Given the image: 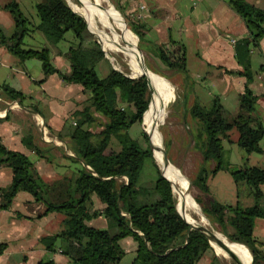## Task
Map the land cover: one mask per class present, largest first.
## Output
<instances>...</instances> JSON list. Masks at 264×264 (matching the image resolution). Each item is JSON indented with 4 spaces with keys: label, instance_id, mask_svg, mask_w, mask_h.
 Segmentation results:
<instances>
[{
    "label": "trees",
    "instance_id": "16d2710c",
    "mask_svg": "<svg viewBox=\"0 0 264 264\" xmlns=\"http://www.w3.org/2000/svg\"><path fill=\"white\" fill-rule=\"evenodd\" d=\"M229 2L249 28L247 36L235 40V54L241 65L239 72L245 76L244 89L238 94L235 114L228 112L217 95L208 102L194 100L188 107V113L196 120L191 131L193 146L201 156L190 183L200 191L194 198L210 220L219 226L216 229L228 239L245 244L254 264H264V251L259 249V241L253 235L255 218L264 217L262 205L242 207L237 200L235 203L221 202L211 195L207 184L210 175L224 169L231 173L237 185L240 181L247 184L255 202L263 198L264 168L256 164L232 163L223 139L230 140L228 131L236 129L235 142L248 152L259 145L264 135L262 123L251 113L256 94L249 86L256 74L251 68V46L257 45L264 35V8L247 0ZM115 7L127 14L125 3H117ZM0 8L10 13L13 21L9 33L0 23V44L21 59L39 58L43 71L40 81L56 72L65 81L80 83L86 93L83 105L75 109L57 131L60 138L66 135L74 155L83 162L78 174L74 178L63 176L44 180L25 153L0 141V165L12 170L9 184L0 186V207L8 208L16 192L26 190L33 201L43 204L37 216L52 210L62 212L64 218L59 230L41 240L48 249H53L59 241L62 252L73 264H119L125 251L118 240L127 234L137 240L131 264H195L205 252L209 253V264H224L203 231L192 228L187 232L190 223L177 206L172 183L161 175L152 156L150 134L156 147L155 133L160 125L154 124L157 122L153 98L145 75L130 76L115 68L102 45L88 30L83 16L66 0H33L30 12H25L19 0H0ZM129 26L140 37L136 21H129ZM36 30L44 33L47 43L35 46L26 41L25 38L34 36ZM134 38L135 35L130 39ZM62 43L65 50L59 53L68 60V72L54 64L50 53L52 46L62 47ZM155 55L167 67L186 72L184 52L180 49L158 45ZM258 72H263L264 80L263 65ZM0 92L9 99L20 101L22 97L21 90L5 82H0ZM135 122H142L145 130L140 129L142 141L128 131ZM23 140L29 148L39 152L32 137H23ZM144 157L152 161L156 170L150 186L140 181ZM157 159L168 176L166 163L161 157ZM236 192L238 196L239 189ZM92 193L104 202L101 210L93 207ZM99 213L107 219L106 227L86 223ZM240 250L244 253L243 248ZM245 262H248L246 258ZM38 264L56 263L49 258Z\"/></svg>",
    "mask_w": 264,
    "mask_h": 264
},
{
    "label": "crops",
    "instance_id": "0c3cea01",
    "mask_svg": "<svg viewBox=\"0 0 264 264\" xmlns=\"http://www.w3.org/2000/svg\"><path fill=\"white\" fill-rule=\"evenodd\" d=\"M138 1L146 2L151 9L149 12L143 11L138 21L142 35L152 46L154 55L160 44L173 48L174 39L184 41L186 44V72L170 68L172 74H175L180 89L177 90L175 99L179 101L177 107L179 122L176 124L175 142L184 143L182 150L186 153L185 158L193 155L201 162L200 153L194 148L191 136L196 120L188 113V107L194 100L208 102L217 95L230 114L238 111V94L244 89L245 76L239 72L241 65L235 54V40L247 36L249 28L229 0ZM247 1L264 8V0ZM124 3L126 11L133 13L134 10L131 9V4L128 5V0H124ZM2 11L3 9L0 8V22L3 21ZM165 14L176 15L174 22L171 23V20L166 21L157 16ZM3 16L6 20L3 22L6 25L11 24L5 15ZM28 37L38 43L47 42L44 35L38 32ZM130 37H134L132 32ZM61 46L50 48L51 57L54 64L65 71L69 63L67 64L68 60L59 53L60 50H65L63 43ZM250 56L251 68L256 72L249 82L250 88L256 94L251 113L264 128V80L263 72H258L260 65L264 66V35L259 38L257 45L251 46ZM26 59L19 58L0 44V81H11L13 76L17 89L18 87L24 89L25 77L29 75L24 67ZM40 75L37 79L32 78L35 90L32 92L29 90L32 96L28 103L9 99L0 92V102L2 101L0 141L11 149L25 153L33 161L44 180L51 181L63 176L74 178L83 162L74 155L66 135L60 138L57 131L62 128L65 119L70 118L71 113L83 105L86 93L83 92L80 83L65 81L56 72L48 74L42 81L39 79L43 76V71ZM228 134L230 140L223 139V145L228 149V158L232 163L256 164L264 168V135L255 149L243 155L235 142L238 137L237 130L233 128ZM23 137H32L39 147V152L29 148ZM212 163L210 161L209 164ZM224 171L220 169L210 175L207 182ZM223 176L224 179L216 181V189L211 188L210 191L209 188L213 197L226 203H235L237 200L242 207L261 204L264 209V197L258 203L255 202L246 183L240 181L237 185L231 173L228 176L223 173ZM11 178V168L0 165V186L9 184ZM237 189H239L238 196ZM261 189L264 194V183L261 184ZM90 199L94 208L101 210L104 207V202L96 194L92 193ZM42 208L43 204L33 201V196L26 190L17 191L8 208L0 207V220L5 222L9 229L5 232L9 239L7 246L0 251V264H38L49 258L56 264H73L72 259L62 252L59 241L53 249H48L41 240L43 236L57 232L64 218V214L56 210L37 216L36 213ZM86 223L96 227H106L107 219L99 213L87 219ZM253 235L259 241V249L264 251V217L255 218ZM118 241L125 251L119 264H131L136 255L137 240L127 234ZM209 262V253L205 252L195 264H209Z\"/></svg>",
    "mask_w": 264,
    "mask_h": 264
},
{
    "label": "rangeland",
    "instance_id": "374dc122",
    "mask_svg": "<svg viewBox=\"0 0 264 264\" xmlns=\"http://www.w3.org/2000/svg\"><path fill=\"white\" fill-rule=\"evenodd\" d=\"M19 1L24 6L25 12L26 11L27 12L32 11V1L33 0H19ZM66 1H67L68 5L73 10L80 13L83 17L85 16L87 18V20L89 22V26H88V23L86 21L88 30L99 41L100 45H102L101 47L104 48L103 51H104L106 57L109 59L110 63L115 68L123 71L124 73H126L130 76H136V75H132V74L139 73V72L134 70L133 66H131V64L128 62V60L125 58V56L121 52H115L114 53L111 50L106 49V47L103 45L101 40H99L100 38L98 36V32L96 29L97 26H96L94 20L92 19V17L86 13V7H87L86 0H66ZM117 3H124V0H103V7H104L105 14L107 15L108 19L111 21V24H112L114 30L121 37L132 42L136 47L139 48V50H141L142 55H143V61L145 62L146 66L148 67V69L151 72L153 71V72L161 75L160 73L154 71V70H158L159 72L163 73L164 75H161V76L165 77L170 82V84L172 85L173 96L170 99V101L168 102V100L170 98V88L168 85H166L163 82V79L161 77H159V76L156 77L158 79L161 87H162L161 96L163 95L162 96L163 103L165 104V106L167 104V107H166V115H165L162 123H160L161 121L156 119V117H155V121L157 123H154V124L160 125V127L157 128V130H156L155 140H156V138L158 139L160 136V144L157 143V141H156L157 144H156V147H154V144L152 143L151 136H150V138H149L150 139V145H151L152 149L153 148L156 149L155 150L156 152H158V150H159V157H161L164 160L169 171H170L169 168H171L172 166L168 163L167 159L165 158L164 147H165L167 156L169 157V160L182 170V172L186 178L187 190H188V192H190V195L193 198L194 205H195V209H193L192 207L189 208L190 212L196 217L198 215L200 218V221H202L203 223L206 222V219H208L207 224H209L215 228H218L219 226L216 223L212 222L210 220V218L202 211L201 205L199 203H196L197 201L195 200L194 196L196 194H199L200 191L194 186H190V187L188 186L189 180L194 175L196 168L198 166L197 164H198L200 159L198 157H194L193 155L192 156L188 155V157L185 158L184 155L186 153H185V151L182 150L184 143L175 142V139L177 138L176 133H175V131L177 129L176 124H177V122H179V120H178L179 114L177 113V107H178L179 101L178 100L175 101V99L177 96V90L180 91V89L177 86L176 77H175V74H172V70L169 67H167L165 64H163L161 62V60L156 55H154L152 46L146 40L145 36L142 35L143 32L140 29V25H139V21H138L142 15L143 11L146 10L145 12H149V11H151V9H149L146 2L142 3L138 0L137 1L136 0H128V5L130 6V4H131L130 7H131V9L134 10V12L132 13V12L128 11L127 14L125 15L123 12H121L119 9H117L115 7V4H117ZM140 4L142 6H140ZM3 15H5L6 19L11 24L6 25L3 22V21H6ZM157 16L164 18L166 21L171 20V23H173L174 17L176 15L165 14V15H157ZM85 17H84V19H85ZM1 19H3V21H1L0 23L3 25L4 31L6 33H9L12 30V26H13V21H12L10 13L7 10L3 9V11L1 12ZM129 21H133V22L136 21V23L138 24V28L140 30V37H138V35L130 28ZM35 32H38V33H41L42 35H44V33L41 30H36ZM130 32H132L135 35V37H136V38H134L135 40L130 39L131 38ZM44 37H45V35H44ZM25 39L27 42L34 43L35 46L39 45V44H43V43H38V42L34 41L30 37H26ZM45 39H46V37H45ZM172 42H173L174 46L171 49L178 48L181 51H183L184 56H185V60H186V54H185L186 44H185V42L181 41V40H176V39L172 40ZM45 43H47V42H44V44ZM160 45H162V44H160ZM167 48L170 49L169 47H167ZM50 53H52L51 49H50ZM25 61H26V63L24 64V67H26V70H27L29 75H27L25 77L24 89H22V88L19 89V87H18V89L21 90V92H22V97H20V101L23 103H28L30 101V97L32 96L31 92L33 90H35V84H34L32 78L37 79V77H40L41 76L40 74L42 73V71H41V63H40L39 58L34 57V56L27 57V59ZM67 64H68V61H67ZM68 71H69V65H68V68L65 69V72H68ZM15 72L20 74L18 71H15ZM0 82H5L14 88H17V85L15 83L13 76H12L11 81L5 80V81H0ZM28 91H29V93H28ZM150 94H151L150 95L151 99L152 98L154 99V90L152 92L150 91ZM161 96H160V100L162 99ZM165 99L167 100L166 103L164 102ZM153 111H154V108H153ZM155 115H156V113H155ZM40 125H41L42 129H44V126H42V124H40ZM142 126H143L142 122H140L138 124H137V122H135L128 128V131H131V134L134 137H137L140 141H142V136L140 134V129H143ZM92 127H93V129H98L97 126H92ZM147 130H148V128H147ZM238 150L243 155H246V153H247V151L243 150L240 147H238ZM155 158H157V156H155ZM157 162H158V159H157ZM223 173L226 176L230 175V173L225 170L224 172H220V174H217L214 178H211L207 182V184L209 183L208 185H209L210 191H211V188L213 190L216 189V185H217L216 181L217 180H222V178L224 179ZM155 176H156V170H155L154 165L152 164V161L149 158L144 157L143 166H142L141 171H140V181L142 182V184L150 186L152 184ZM223 197H225V196L223 195ZM263 197H264V194H263ZM217 198H219V197H217ZM176 201H177L178 206L184 212V210L180 206V204H179L180 202L178 201L177 198H176ZM7 230H9L7 228V224L5 222H3L2 220H0V251L1 250L3 251L6 248L7 242L9 241V239L5 235V232ZM220 258L224 262V264H233L232 262H229L228 259H225V257L222 256L221 254H220Z\"/></svg>",
    "mask_w": 264,
    "mask_h": 264
},
{
    "label": "bare ground",
    "instance_id": "6f19581e",
    "mask_svg": "<svg viewBox=\"0 0 264 264\" xmlns=\"http://www.w3.org/2000/svg\"><path fill=\"white\" fill-rule=\"evenodd\" d=\"M86 3H87L86 13L89 16H91L92 19L94 20V22L97 26L96 29L98 32V36L100 38L99 40H101V42L106 47V49H109L114 53L115 52H121L125 56V58L128 60V62L131 64V66H133L134 70L139 72V73H134L132 75H139V74L144 73L149 78L150 84H151V90L152 91L154 90V99H153L152 108H154V114L156 113V115H155L156 119L163 122L164 117L166 115L167 104L165 106V104L163 103V98L160 100L162 87H161V85H160V83L156 77L157 76L161 77L163 79V82L166 85H168L170 88V98H169L168 102L170 101V99L173 96L172 85L170 84V82L165 77H163V76H161V75H159L153 71L151 72L148 69V67L146 66L145 62L143 61V55H142L141 50H139V48L136 47L132 42L121 37L114 30V28L111 24V21L108 19L107 15L105 14L104 7H103V0H86ZM85 19H87V18L85 17ZM152 108H151V112H152ZM149 110H150V108H149ZM150 135L152 137V134H150ZM156 141H157V143L160 144V136L158 139L156 138L155 143H156ZM153 153H154L153 155H155V156L157 155V158L159 157V150H158V152H155V149L153 148ZM157 158H155L156 162H157ZM165 158H166V156H165ZM167 161L172 167L169 168L170 169L169 174H168L169 178L166 174L165 175L171 181V183H173L172 187H173L175 196L178 199V201L180 202L179 204L185 212L184 213L185 217L188 219L190 224L194 223V222L203 223L202 221H200V218L198 215H197V217L194 216L189 210L190 207L195 209V205H194V200L190 195V192H188V190H187L186 178H185L182 170L178 166H176L174 163H172L170 160L167 159ZM177 206H178V204H177ZM203 224H205V222ZM205 225H208V224H205ZM218 234L221 237L230 241V239H228L224 234L220 233L219 231H218ZM207 238L209 239L210 244H212V246L216 249V251L219 254L223 255L225 257V259H230L229 256L227 255V253L222 249L220 242L217 238H215L213 236H209V235H207ZM231 246L233 247V249H235L237 254L243 259L245 264H250L251 253L245 244L234 241L233 243H231ZM240 248L244 249L245 254L240 250ZM245 258L248 261L247 263L245 262Z\"/></svg>",
    "mask_w": 264,
    "mask_h": 264
},
{
    "label": "water",
    "instance_id": "95a60500",
    "mask_svg": "<svg viewBox=\"0 0 264 264\" xmlns=\"http://www.w3.org/2000/svg\"><path fill=\"white\" fill-rule=\"evenodd\" d=\"M75 11V10H74ZM84 18V17H83ZM85 20V19H84ZM85 22H86V20H85ZM98 41V40H97ZM99 42V41H98ZM101 46V45H100ZM102 48V47H101ZM103 49V48H102ZM126 74V73H125ZM143 75H145V77H146V80H147V84H148V86H149V89H150V91H152L151 90V84H150V80H149V78L147 77V75L146 74H144V73H142ZM128 75V74H127ZM139 75H141V74H139ZM149 104V103H148ZM145 111V110H144ZM148 143H149V139H148ZM164 153H165V156H166V158L169 160V157L167 156V153H166V150H165V147H164ZM152 156H153V158H154V155L152 154ZM154 160H155V158H154ZM155 162H156V160H155ZM156 164H157V166H158V168H159V171H160V173H161V175L163 176V177H165L168 181H169V179L166 177V175H165V173L161 170V168H160V166H159V164L156 162ZM170 182V181H169ZM171 183V182H170ZM172 186V185H171ZM188 186L190 187L191 186V183H190V180H189V183H188ZM172 190H173V187H172ZM174 191V190H173ZM177 210H178V208H177ZM178 212H179V214H180V211L178 210ZM181 215V214H180ZM192 228H195V229H199V230H201V231H203V233L207 236V235H209V236H213V237H215V238H217L218 240H219V242H220V245H221V247H222V249L227 253V255L229 256V258L230 259H228L229 260V262H232L233 264H245L244 263V261H243V259L237 254V252L235 251V249H233V247L231 246V243H233L234 241L233 240H230V241H228L227 239H225V238H223V237H221L219 234H218V231H217V229L215 228V227H213V226H211V225H205V224H203V223H200V222H194V223H191V224H189V227H188V229H187V232L190 230V229H192ZM224 234V233H223ZM238 242V241H237ZM239 243H241V242H239ZM211 246H212V244H210ZM214 248V247H213ZM214 251L216 252V253H218L217 251H216V249L214 248ZM251 264H254L253 263V257L251 256Z\"/></svg>",
    "mask_w": 264,
    "mask_h": 264
},
{
    "label": "built area",
    "instance_id": "2783aa9c",
    "mask_svg": "<svg viewBox=\"0 0 264 264\" xmlns=\"http://www.w3.org/2000/svg\"><path fill=\"white\" fill-rule=\"evenodd\" d=\"M136 6V5H135ZM140 6H142L141 4H140Z\"/></svg>",
    "mask_w": 264,
    "mask_h": 264
}]
</instances>
